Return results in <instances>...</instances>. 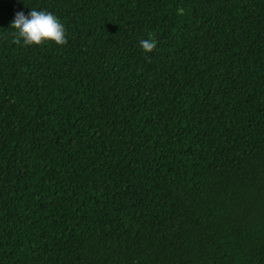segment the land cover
<instances>
[{
    "label": "trees",
    "instance_id": "obj_1",
    "mask_svg": "<svg viewBox=\"0 0 264 264\" xmlns=\"http://www.w3.org/2000/svg\"><path fill=\"white\" fill-rule=\"evenodd\" d=\"M0 264H264V0H0Z\"/></svg>",
    "mask_w": 264,
    "mask_h": 264
},
{
    "label": "clouds",
    "instance_id": "obj_2",
    "mask_svg": "<svg viewBox=\"0 0 264 264\" xmlns=\"http://www.w3.org/2000/svg\"><path fill=\"white\" fill-rule=\"evenodd\" d=\"M14 39L24 45H40L54 42L63 45L67 42L66 28L59 17L47 10L31 9L26 15L23 11L15 13L11 22ZM156 46L155 40L142 39L140 47L144 52H151Z\"/></svg>",
    "mask_w": 264,
    "mask_h": 264
}]
</instances>
